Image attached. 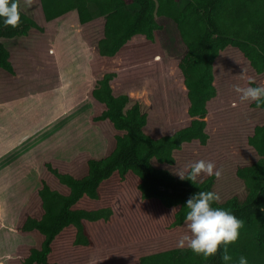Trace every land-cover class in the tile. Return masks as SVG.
<instances>
[{
  "label": "rangeland",
  "instance_id": "374dc122",
  "mask_svg": "<svg viewBox=\"0 0 264 264\" xmlns=\"http://www.w3.org/2000/svg\"><path fill=\"white\" fill-rule=\"evenodd\" d=\"M21 1L24 11H34L45 32L32 31L11 47L13 73L0 70V264H22L30 250L41 245L38 232L24 233L21 227L28 217L43 215L38 190L42 180L51 176L45 165L54 162L63 172L80 174L90 159H103L111 150V123L93 121L103 108L91 91L103 73H116L111 82L114 95L126 94L151 108L145 131L152 137L173 134L191 122L188 91L175 58L183 52L168 54L163 45L169 42L167 36L158 35L157 43L136 36L116 56L103 57L98 53L103 19L82 25L75 10L47 22L40 0H32L31 5ZM187 2L181 0L183 5ZM175 47L179 46L171 44V50ZM159 55L161 60L155 61ZM214 68L217 96L208 104L206 121L213 133L208 144H185L175 153L174 166L152 162L180 178L196 161H211L221 173L215 191L224 203L234 195L244 196L246 189L236 171L259 160L248 140L264 124V112L253 108L254 102L241 101L234 88L253 87L248 78L264 86V74L258 75L233 47L220 55ZM209 177L201 174L197 179ZM138 185L136 176L121 181L116 173L102 184L99 201L81 200L77 209L119 203L122 215L110 223L89 224L94 242L89 248L75 247L74 229H66L54 245L51 262L138 264L143 256L177 248L189 234L170 229L173 210L156 200L143 201ZM248 264H264V260Z\"/></svg>",
  "mask_w": 264,
  "mask_h": 264
},
{
  "label": "trees",
  "instance_id": "16d2710c",
  "mask_svg": "<svg viewBox=\"0 0 264 264\" xmlns=\"http://www.w3.org/2000/svg\"><path fill=\"white\" fill-rule=\"evenodd\" d=\"M19 2V27H5L4 18H0V70L9 73L14 72L11 47L32 31L45 32L34 11H24L22 1ZM40 2L47 22L75 10L82 25L103 19L104 35L98 44V53L103 57L116 56L135 36H144L154 43L158 42V35L167 36L169 42L163 44L165 51L170 55L174 50L183 52L181 57L175 55V58L188 91V114L192 120L189 126L173 134L152 137L145 132L151 108L143 100L126 94L114 95L111 82L117 75L103 73L91 91L92 99L103 108L93 121L111 123V150L103 159H90L80 174L63 172L54 162L45 165L51 176L42 180L38 190L43 215L28 217L21 227L24 233L38 232L43 240L22 259V264H54L51 262L54 245L70 227L75 229V247H92L89 224L110 223L114 216L122 215L121 206L116 203L95 210L75 206L84 198L99 201L102 184L116 173L121 181H126L128 175L136 176L140 180L138 189L142 200L154 199L174 210L170 229L182 226L186 221L187 200L201 191L216 194V176L192 182L188 180V172L182 180L168 169L155 167L152 161L174 166V151L181 150L184 144L193 141L202 146L208 144L209 135L213 136L209 127L206 130L208 104L217 96L214 66L226 49L238 48L254 71L264 74V0H188L185 5L181 0ZM171 44L179 47L171 50ZM160 60V55L155 58V61ZM252 86L259 87L255 83ZM252 107L264 112V100L260 107L256 102ZM248 143L260 158L236 171L246 189L244 196L234 195L224 203H211L214 209L228 211L243 221L238 240L227 246L232 259L222 260L224 245L214 257L207 259L186 246L143 256L138 264H239L241 256L246 257L248 263L264 260V124L255 128ZM52 180L59 188L53 187Z\"/></svg>",
  "mask_w": 264,
  "mask_h": 264
},
{
  "label": "clouds",
  "instance_id": "9594fccd",
  "mask_svg": "<svg viewBox=\"0 0 264 264\" xmlns=\"http://www.w3.org/2000/svg\"><path fill=\"white\" fill-rule=\"evenodd\" d=\"M26 5H31L32 0H24ZM20 2L19 0H0V18H4L5 27L17 28L20 24ZM249 83H254L248 78ZM235 92L240 95L241 101L260 102L264 100V86L241 88L235 86ZM188 173V180L195 182L201 174L208 176L221 175L220 171L211 161L199 160L191 164ZM183 179V173L179 175ZM220 197L213 192H199L190 197L186 202V228L191 236H183L178 247L190 248L195 254L203 255L205 259L214 257L221 245H224L222 260L228 262L232 259L228 253V245L234 244L239 238V230L243 221L238 220L234 215L222 209H214L211 206L213 201H219ZM174 211V210H173ZM239 264H248L246 257L239 258Z\"/></svg>",
  "mask_w": 264,
  "mask_h": 264
},
{
  "label": "crops",
  "instance_id": "0c3cea01",
  "mask_svg": "<svg viewBox=\"0 0 264 264\" xmlns=\"http://www.w3.org/2000/svg\"><path fill=\"white\" fill-rule=\"evenodd\" d=\"M58 19V18H57ZM136 37V36H135ZM188 109H189V107H188ZM149 118V117H148ZM191 118V117H190ZM191 120H192V118H191ZM191 123V122H190ZM148 125V124H147ZM190 125V124H189ZM188 125V126H189ZM147 127V126H146ZM146 127H145V129H146ZM187 127V126H186ZM208 127V126H207ZM206 130H207V128H206ZM146 132V131H145ZM147 133V132H146ZM193 142H195V141H193ZM186 144H189V143H186ZM185 145V144H184ZM183 145V146H184ZM177 151H180V150H176V151H174V156H175V153L177 152ZM157 163V162H156ZM159 165H161V164H159ZM164 165H166V164H164ZM168 166H170V165H168ZM129 176V175H128ZM137 178V177H136ZM138 179V178H137ZM139 180V179H138ZM198 180V179H197ZM199 181V180H198ZM106 182V181H105ZM139 183H140V180H139ZM217 183V182H216ZM102 187V186H101ZM88 199V198H87ZM83 200V199H82ZM90 200V199H89ZM151 200H154V199H151ZM93 201V200H92ZM147 201H149V200H147ZM157 201V200H156ZM78 205V204H77ZM76 205V206H77ZM76 206H75V208H76ZM79 209V208H78ZM173 215H174V211H173ZM172 221H173V217H172ZM70 228H73V227H70ZM68 229V228H67ZM74 229V228H73ZM177 229V228H176ZM178 229H185V231H186V233L187 234H191L190 232H189V230L186 228V223H184L181 227H178ZM175 230V229H174ZM63 233V232H62ZM74 235H75V229H74ZM186 247V246H185ZM86 248H89V247H86ZM178 248V247H177Z\"/></svg>",
  "mask_w": 264,
  "mask_h": 264
},
{
  "label": "bare ground",
  "instance_id": "6f19581e",
  "mask_svg": "<svg viewBox=\"0 0 264 264\" xmlns=\"http://www.w3.org/2000/svg\"><path fill=\"white\" fill-rule=\"evenodd\" d=\"M69 21H71V20H69ZM69 25V24H68Z\"/></svg>",
  "mask_w": 264,
  "mask_h": 264
}]
</instances>
